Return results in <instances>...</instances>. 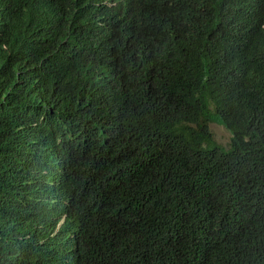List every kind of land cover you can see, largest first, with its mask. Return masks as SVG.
<instances>
[{
	"label": "trees",
	"instance_id": "16d2710c",
	"mask_svg": "<svg viewBox=\"0 0 264 264\" xmlns=\"http://www.w3.org/2000/svg\"><path fill=\"white\" fill-rule=\"evenodd\" d=\"M0 264H264V0H0Z\"/></svg>",
	"mask_w": 264,
	"mask_h": 264
},
{
	"label": "rangeland",
	"instance_id": "374dc122",
	"mask_svg": "<svg viewBox=\"0 0 264 264\" xmlns=\"http://www.w3.org/2000/svg\"><path fill=\"white\" fill-rule=\"evenodd\" d=\"M209 131L212 133L215 141L221 146H227L230 142L231 135L230 133L224 129V127L219 126L216 123L209 124Z\"/></svg>",
	"mask_w": 264,
	"mask_h": 264
},
{
	"label": "clouds",
	"instance_id": "9594fccd",
	"mask_svg": "<svg viewBox=\"0 0 264 264\" xmlns=\"http://www.w3.org/2000/svg\"><path fill=\"white\" fill-rule=\"evenodd\" d=\"M209 124H212V123H209ZM209 124H208V126H209ZM216 124H217V123H216ZM219 126H221V125H219ZM224 129H225V128H224ZM210 133H211V132H210ZM230 135H231V134H230ZM214 140H215V139H214ZM230 142H231V139H230ZM230 142H229V144H228L227 146H225V147H224V146H221V145H220V144H218L217 142H216V143L219 145V147H220V148H223V149H228V148H229V146H230Z\"/></svg>",
	"mask_w": 264,
	"mask_h": 264
}]
</instances>
